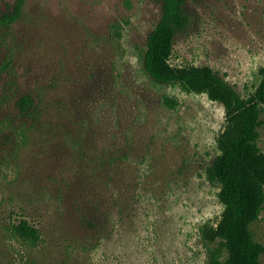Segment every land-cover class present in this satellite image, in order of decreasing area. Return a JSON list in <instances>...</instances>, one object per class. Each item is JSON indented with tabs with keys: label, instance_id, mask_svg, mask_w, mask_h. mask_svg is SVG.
Masks as SVG:
<instances>
[{
	"label": "rangeland",
	"instance_id": "1",
	"mask_svg": "<svg viewBox=\"0 0 264 264\" xmlns=\"http://www.w3.org/2000/svg\"><path fill=\"white\" fill-rule=\"evenodd\" d=\"M16 1L0 0V11ZM185 9L191 22L177 34L171 61L210 65L250 96L264 65V0H186ZM161 12L158 0H25L22 17L0 32V93L11 84L14 105L30 92L42 120L61 123L51 144L48 127L30 130L13 166L30 168V187L69 184L86 209L98 204L97 222L114 225L107 247L76 244L72 264H210L202 227L224 206L208 168L220 153L226 110L206 92L156 81L145 69ZM259 133L264 151V105ZM31 196L28 213L42 215L65 243L61 225L52 224L60 207L47 192ZM251 232L264 245V209ZM70 233L76 242L87 235L75 226ZM1 235L0 247L11 249ZM10 260L0 254V264Z\"/></svg>",
	"mask_w": 264,
	"mask_h": 264
},
{
	"label": "trees",
	"instance_id": "2",
	"mask_svg": "<svg viewBox=\"0 0 264 264\" xmlns=\"http://www.w3.org/2000/svg\"><path fill=\"white\" fill-rule=\"evenodd\" d=\"M158 1L161 2L162 12L148 35L145 69L156 81L179 82L190 92H206L212 100L222 103L226 110L225 126L216 139L220 153L208 168L210 177L222 184L219 196L224 206L215 223L207 222L202 227L208 260L210 264H261L264 245L255 240L251 224L264 209V151L259 133L264 105V65L260 68L261 80L257 88L245 97L210 65L174 64L171 57L175 38L189 27L191 16L185 9L186 0ZM24 3L25 0H17L13 8L0 11V32L22 17ZM10 64L9 59L4 67L7 69ZM12 88L9 84L0 93V175L6 176L0 183V204L4 205L0 210V241L4 239L1 233L11 240V249L0 247V254H9L10 264H72L71 254L76 244L87 245L93 240L92 247H107L114 225L113 229H109L106 217L97 222L94 211L98 204L91 200L92 204L86 209L85 198L71 197L73 188L69 184L52 181L45 184L46 188L41 186L42 190L35 185L30 187L26 170L29 167L18 163L15 169L14 161L27 144L30 130L48 127L50 144L58 134H62L56 132L61 128L59 120L56 123L42 120L43 109L32 93H19L12 105L11 93H17ZM165 102L172 104L174 99L166 97ZM79 184L83 187L81 182ZM42 191L47 192L61 209L52 224L61 225L60 233L65 237L66 244L56 234L55 228L52 234L49 233L51 228L47 227L42 215L37 217L28 213L26 198L32 199V194ZM17 199L23 204L15 203ZM71 224L87 234L85 240L76 242L77 239L70 233ZM68 234L71 236L68 237ZM104 253L107 254V251L104 250L102 256ZM102 260L98 264H109L108 258ZM83 262L94 264L88 260Z\"/></svg>",
	"mask_w": 264,
	"mask_h": 264
}]
</instances>
